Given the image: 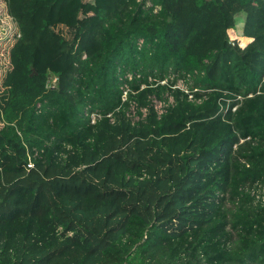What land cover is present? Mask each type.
Segmentation results:
<instances>
[{
    "label": "trees",
    "instance_id": "16d2710c",
    "mask_svg": "<svg viewBox=\"0 0 264 264\" xmlns=\"http://www.w3.org/2000/svg\"><path fill=\"white\" fill-rule=\"evenodd\" d=\"M5 1L0 264H264V0Z\"/></svg>",
    "mask_w": 264,
    "mask_h": 264
},
{
    "label": "rangeland",
    "instance_id": "374dc122",
    "mask_svg": "<svg viewBox=\"0 0 264 264\" xmlns=\"http://www.w3.org/2000/svg\"><path fill=\"white\" fill-rule=\"evenodd\" d=\"M67 20L69 19V13L66 15ZM240 21L236 29L229 32V36L232 42H237L240 47L245 48L250 41H245L243 37L244 25ZM53 31L57 34L63 36L65 39L71 38L74 28L72 25L66 24H57L53 26ZM19 38V29L17 23L9 16L8 7L5 0H0V96L4 91L3 83L12 69L10 53L14 45L16 44ZM178 87L182 90H187L185 82H179ZM158 110L162 111V104L156 103ZM2 123L0 120V128Z\"/></svg>",
    "mask_w": 264,
    "mask_h": 264
},
{
    "label": "built area",
    "instance_id": "2783aa9c",
    "mask_svg": "<svg viewBox=\"0 0 264 264\" xmlns=\"http://www.w3.org/2000/svg\"><path fill=\"white\" fill-rule=\"evenodd\" d=\"M128 79H132L131 76L128 77ZM126 99V98H125ZM97 118H100L97 114L91 115L92 119V124L96 123ZM32 167V165H30ZM247 193L250 194L254 206L257 207H264V181L263 182H258L256 183L253 187L251 188H246Z\"/></svg>",
    "mask_w": 264,
    "mask_h": 264
}]
</instances>
